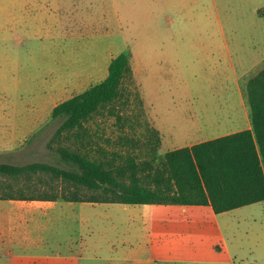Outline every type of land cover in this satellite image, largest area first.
<instances>
[{
	"label": "crops",
	"instance_id": "1",
	"mask_svg": "<svg viewBox=\"0 0 264 264\" xmlns=\"http://www.w3.org/2000/svg\"><path fill=\"white\" fill-rule=\"evenodd\" d=\"M34 1L38 0H23L25 9L29 10ZM62 1L65 0H53L52 5L57 7ZM68 1H71L68 16L61 17L56 9L50 16L53 17L54 30L58 34L56 41H76L79 44L80 40L87 38L86 32H92L93 29L87 14L78 13L85 8H81L78 2L92 0ZM99 1L102 4L100 20L108 24L105 27L108 33L113 32L109 31V25H117L120 39L109 45L97 61H83L81 59L84 57L73 56L74 63L63 69L60 79L69 81L67 86H63H66L65 90L74 91L70 97L103 80L107 76L110 60L126 48L131 54L132 83L137 92L136 83L141 90L155 94L159 92L165 82L171 79L168 75L170 65L173 62L186 65L196 56L194 51L199 48L202 53H197L196 57L202 63H205L204 58H211L213 62L219 60V43L215 40L214 32L205 28L203 10L200 11L204 8L205 0ZM246 4L244 1L241 6ZM247 6L250 16L248 23L253 19L255 23L264 20V5ZM244 13L241 8L237 14L232 15V19L233 16L237 17L236 21L233 19L230 22V30L235 35L239 32V27H242ZM157 14L162 19H167L168 24L157 23ZM172 16L176 18L173 23L175 25L171 24L174 22ZM160 31L165 36H160ZM193 34H196V38ZM249 34L256 38L252 40V50L261 47V37L254 31ZM236 41L237 38L234 45L238 43ZM224 44L228 51L229 46L225 40ZM238 48L237 46L236 49ZM230 53L228 56L232 60L234 56ZM240 55L235 51L236 59L242 65L241 72H235L241 96L239 78L250 71L251 64L261 63L264 56L245 55L243 58ZM57 88L61 90L62 84ZM240 102L244 117L241 126L168 151L249 129L248 111L241 98ZM55 105L48 109L44 106L0 108V160L15 164L11 160H20L21 156L27 154L25 149L30 136L48 122ZM150 126L153 127L151 123ZM154 129L158 132L157 128ZM158 134L160 135L159 132ZM161 143L160 135V147ZM22 150L24 152H20ZM19 185L24 187L32 184L21 182ZM108 204H118V209L122 210L124 216L117 220L110 217L94 219L91 216L94 209L108 208ZM246 206L248 205L216 214L210 205L0 198V264H95L99 260H105L107 264H138L151 260L156 263L157 259L187 264H235L237 252L226 241L220 217ZM110 230L116 234L115 239L109 237ZM95 234L105 241L107 247L117 244V251H108L106 254L93 252ZM142 252L146 253L147 259L140 258Z\"/></svg>",
	"mask_w": 264,
	"mask_h": 264
},
{
	"label": "rangeland",
	"instance_id": "2",
	"mask_svg": "<svg viewBox=\"0 0 264 264\" xmlns=\"http://www.w3.org/2000/svg\"><path fill=\"white\" fill-rule=\"evenodd\" d=\"M244 1L247 4L241 6ZM52 2L53 0H49L48 3L46 0L34 1L27 10L23 0H0L1 109L31 106H44L48 109L70 97L74 91L64 88L69 81L64 82L60 79L63 76L61 74L63 69H66L70 63H74L73 56L80 55L81 58L84 57L81 59L83 61L90 62L95 59L97 61L109 45L116 43V39H120L117 25H109L111 28L109 31L113 30V32H107L108 24L100 20L102 4L99 0H92L78 2L81 8L85 7L78 13L87 14L92 22L93 30L86 32L87 38L80 40L79 44L76 41H70L71 43L63 40L56 41L58 36L54 30L53 17L50 16L55 9L59 11L61 17L68 16L71 1L60 2V7L59 5L55 7ZM249 4L257 7L263 6L264 0H205L204 8L200 11L203 10L205 28L214 32L215 40L217 39L219 43V60L213 62L211 58H204L205 63H202L196 57L197 53L200 54L202 51L200 48L195 50L196 56L191 58V62L188 61L186 65L173 62L170 65L168 75L171 79L166 81L164 87L156 94L152 91L141 90L135 82L138 86V97L142 104L143 115L138 114L141 109L137 97L133 96L132 81L124 80L125 89L131 90L130 99L127 103H122L121 98L114 104V108H117L123 118L118 121L115 117L107 115V109H105V116L98 115L87 124V134L81 138L84 143L82 149L89 150L94 155L100 154L102 149L125 154L129 151L143 157L144 155L138 150L144 148L142 143L148 137L146 127L150 126V123L162 136L160 153L241 126L244 117L240 98L246 106L243 91L245 80L260 69L263 61L251 64L250 71L239 78L240 96L235 72L239 74L242 65L236 59L235 51L243 58L245 55L264 56V20L255 23L253 19L247 22L250 18L247 6ZM241 8L245 16L242 18V27H239L240 30L235 35L230 30V22L233 19L237 20L234 16L232 19V15L237 14ZM172 17L174 22L171 24L176 20L174 16ZM155 20L160 24L167 23V19H162L159 14ZM251 31L261 37L262 45L255 50L250 47L253 38L256 39L249 34ZM159 35L165 36L162 32ZM193 35L196 38V34ZM236 38L238 43L234 45ZM224 40L230 51L229 49L226 51ZM237 46L238 49H236ZM230 52L234 56L232 60L228 56ZM59 84H62L61 90H57ZM138 121L142 123L140 127L137 125ZM59 123L60 119H49L30 136L25 149L27 154L21 156L20 160H11V162L15 164L33 161L55 163L56 156L48 147V142ZM130 124L134 127H129ZM129 137L136 138L138 144L133 145L131 142H126L125 139ZM75 143L80 145V141ZM55 145L56 142H53V146ZM5 161L0 160V162ZM91 216L94 219L110 217L117 220L121 219L124 214L118 209V204H108V208L94 209ZM220 221L226 241L230 248H235L237 252L235 264H264V202L253 203L225 213L221 215ZM108 235L115 239L116 234L111 230ZM93 239V252L100 251L106 254L108 251H117V244L107 247L105 241L96 234ZM140 258L147 259L146 253L142 252ZM95 264H107V262L99 260ZM138 264L187 263L164 262L157 259L156 263L151 260V262L142 261Z\"/></svg>",
	"mask_w": 264,
	"mask_h": 264
},
{
	"label": "trees",
	"instance_id": "3",
	"mask_svg": "<svg viewBox=\"0 0 264 264\" xmlns=\"http://www.w3.org/2000/svg\"><path fill=\"white\" fill-rule=\"evenodd\" d=\"M130 58L129 50L119 53L103 80L52 108L50 119H60L48 142L55 163L0 162V198L210 205L216 214L264 202V60L244 83L249 129L160 153V135L147 126L144 148L138 150L143 157L102 149L94 155L82 149L87 124L105 116V109L118 121L123 118L114 104L130 99L131 90L124 87V80L132 81ZM133 93L143 115L138 92ZM125 141L138 144L132 137Z\"/></svg>",
	"mask_w": 264,
	"mask_h": 264
}]
</instances>
